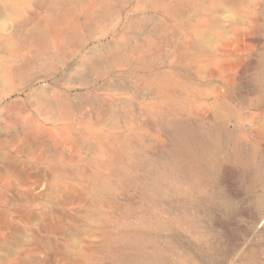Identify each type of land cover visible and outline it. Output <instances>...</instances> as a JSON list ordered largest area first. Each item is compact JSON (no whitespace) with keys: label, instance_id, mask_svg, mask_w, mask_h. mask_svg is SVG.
<instances>
[{"label":"rangeland","instance_id":"374dc122","mask_svg":"<svg viewBox=\"0 0 264 264\" xmlns=\"http://www.w3.org/2000/svg\"><path fill=\"white\" fill-rule=\"evenodd\" d=\"M36 1L0 0L3 66L45 15ZM143 9L152 46L140 35L105 53L112 75L76 77L69 119L38 115L41 90H64L46 75L3 78L0 264H264V0H130L116 38ZM151 106L194 125L192 154L167 153L174 129Z\"/></svg>","mask_w":264,"mask_h":264},{"label":"bare ground","instance_id":"6f19581e","mask_svg":"<svg viewBox=\"0 0 264 264\" xmlns=\"http://www.w3.org/2000/svg\"><path fill=\"white\" fill-rule=\"evenodd\" d=\"M128 1L130 0H37L36 6L43 8L45 10V15L35 21V24L28 30L21 40L17 42L15 40H9L7 46H3L12 51V56L10 58L12 64H5V66H3L0 63V86L2 85L3 80H5L3 79L4 77L9 81L13 75L34 78L38 75L44 74L48 79L50 78L53 85L60 86L61 88L63 87L62 89L64 90L55 88L50 95H47L44 90H41L39 96L41 100L37 106L38 115L48 119L71 118L73 112L71 105V87L69 85L76 81V77L83 75V71L95 73L100 79L105 75H112L114 68L109 65L107 59V64L104 66L106 63L104 59L106 58L104 56L105 53L106 55L111 56V60H118L119 55L124 52L122 51L123 49L128 50L133 41L140 42V40L135 39L140 35L145 34L144 38H146L145 41L147 44H151V46L153 44L150 35L145 33V28L146 24L153 21V17L155 16L148 11H154L159 7L155 2L148 3L147 8L151 10L147 11L143 9L136 19L129 20L125 31L122 33V37L116 38L117 29L114 23L119 14L126 9ZM158 26L160 30L162 27L161 23H159ZM108 37H112L113 41L106 45L90 47L91 43H101ZM141 40H143V38ZM151 46L150 48H152ZM259 60L260 56H257L255 62H259ZM73 65H75V67H73ZM1 68L4 70V76ZM73 74L76 76L72 77L71 75ZM15 90L16 88L11 86V91ZM161 92V89H155L156 95L161 94ZM53 104L56 108L55 111L51 109ZM142 113L146 115L150 125L165 123L174 129L172 133V145L168 149L169 152L166 150L171 157L172 155L187 156L193 153L195 149L194 137L196 128L192 123L181 122L178 120V122H174L170 119L172 114L170 111L160 109L157 106L144 108ZM125 147H119L115 152L114 162L112 163L113 172H118L117 167L124 159ZM158 164L161 165V163ZM251 170H253V168ZM160 173H158V175ZM233 174L235 173L233 172ZM168 178L170 177L168 176ZM146 181H148V185H153V183L149 184V179ZM160 198H162V196ZM134 200H137V198L133 199V202ZM199 202L202 203V201ZM211 228L212 227L209 229Z\"/></svg>","mask_w":264,"mask_h":264}]
</instances>
